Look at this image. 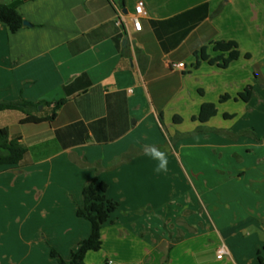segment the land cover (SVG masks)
Segmentation results:
<instances>
[{"label":"crops","instance_id":"crops-1","mask_svg":"<svg viewBox=\"0 0 264 264\" xmlns=\"http://www.w3.org/2000/svg\"><path fill=\"white\" fill-rule=\"evenodd\" d=\"M138 1L145 15L135 30ZM0 2L28 22L16 32L0 22V101L42 102L34 114L49 116L64 100L39 123L0 111V127L26 149L18 166L0 169V264H58L44 241L67 259L90 234L76 208L95 175L117 208L85 264L264 258V0ZM216 41H235L238 58L196 65L202 47L209 58L221 54ZM248 86L245 101L238 94ZM204 103L216 113L202 122ZM155 151L167 171H157ZM10 199L28 226L4 223ZM23 229L40 236L35 258L12 237Z\"/></svg>","mask_w":264,"mask_h":264},{"label":"trees","instance_id":"trees-1","mask_svg":"<svg viewBox=\"0 0 264 264\" xmlns=\"http://www.w3.org/2000/svg\"><path fill=\"white\" fill-rule=\"evenodd\" d=\"M23 21L22 16L17 12L15 6L0 2V22L5 24L11 32H16L22 28L24 25ZM213 49L220 51L221 54L209 58L205 52V47H202L199 52H195V56L197 57L196 65L199 63V58V60L207 61L210 64L216 63L219 67L224 68L239 56L235 41H216L214 42ZM224 53H227L226 56H224ZM251 96L252 90L250 86L238 94V97L245 101L249 100ZM226 97V95H223L220 97V100L222 101ZM63 103L64 100L62 99L55 101L52 104V114L49 116H38L34 114L38 112L39 105L42 102L23 99L0 101V111H20L25 114L20 120L21 123H39L52 119L55 116L56 109ZM215 113L216 108L213 103H204L201 106L197 119L205 122ZM192 119H195V117H192ZM173 121L178 123L181 121V118L175 115ZM25 152L26 149L20 143L19 137H10L8 128L6 126L0 127V169L18 166ZM106 190L107 184L96 175L89 179L83 186L81 193L82 199L76 208V216L87 220L90 224L91 231L86 238L78 242L77 247L71 251L67 259L60 256L54 248H50L49 255L51 258L56 259L58 264H85L84 258L86 253L89 251H98L101 248L102 227L109 221L111 214L117 208V202L107 197ZM257 254L258 264H264V258L260 255V251ZM104 264L108 263L105 262Z\"/></svg>","mask_w":264,"mask_h":264},{"label":"rangeland","instance_id":"rangeland-1","mask_svg":"<svg viewBox=\"0 0 264 264\" xmlns=\"http://www.w3.org/2000/svg\"><path fill=\"white\" fill-rule=\"evenodd\" d=\"M6 112H8L7 114H11L9 111H6ZM12 114H20V113L19 112H13ZM4 119L6 121L5 123H8V124H10V123L12 124L15 121V118H13L11 116L6 117ZM9 205H10L9 208L12 209V210H9V211H11L12 213H11V217H10L9 220H5L4 219V221H5L4 223L6 224V226H10V227L12 226V228H16V229H17L18 226H21V227L23 226V228H24V226H28L27 223L23 224V225L21 224V208H20V210L17 209V207H16L17 204L15 203V201L14 200L11 201V199H10V204ZM13 226H15V227H13ZM12 237L16 238V240L20 241L21 250H23V251L26 250L27 252L30 253V249H31L32 258H35L36 256L40 255V253L42 252L39 249V247H38V245L40 246V241L38 239V237H40V236H38L37 238H35L36 236H32V235L31 236H27L26 235V231L23 229L21 236H19V235L17 236L15 234H12ZM30 242L33 243L32 247H29V243ZM42 243L47 247V251L46 252H47V255H48L51 246L49 244H47L46 241H44ZM21 254H22V252H21Z\"/></svg>","mask_w":264,"mask_h":264},{"label":"built area","instance_id":"built-area-1","mask_svg":"<svg viewBox=\"0 0 264 264\" xmlns=\"http://www.w3.org/2000/svg\"><path fill=\"white\" fill-rule=\"evenodd\" d=\"M145 15L144 5L142 1H138L134 8V13L132 14L130 21L132 23V26L135 30H139L141 28L140 25V18ZM116 21L118 24L122 26H126V19L122 13V11L118 10L116 11ZM175 67H183V63H177L174 64ZM226 252L225 246H220L217 249V258H221L223 254Z\"/></svg>","mask_w":264,"mask_h":264},{"label":"clouds","instance_id":"clouds-1","mask_svg":"<svg viewBox=\"0 0 264 264\" xmlns=\"http://www.w3.org/2000/svg\"><path fill=\"white\" fill-rule=\"evenodd\" d=\"M153 155H154L155 157H157V158H160L161 161H163V162L160 164V166L157 168V171H158V172L161 171V170H163V171H167V168H166V158L164 157V154L161 153V152H159V151H155V152L153 153Z\"/></svg>","mask_w":264,"mask_h":264},{"label":"water","instance_id":"water-1","mask_svg":"<svg viewBox=\"0 0 264 264\" xmlns=\"http://www.w3.org/2000/svg\"><path fill=\"white\" fill-rule=\"evenodd\" d=\"M23 24H24V25H28V22L24 20V21H23Z\"/></svg>","mask_w":264,"mask_h":264}]
</instances>
